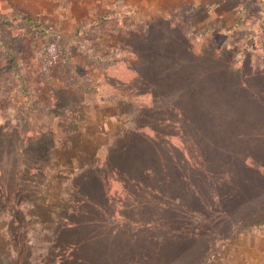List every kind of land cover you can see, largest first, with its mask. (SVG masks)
Segmentation results:
<instances>
[{
  "label": "rangeland",
  "instance_id": "1",
  "mask_svg": "<svg viewBox=\"0 0 264 264\" xmlns=\"http://www.w3.org/2000/svg\"><path fill=\"white\" fill-rule=\"evenodd\" d=\"M0 264H264L263 0H0Z\"/></svg>",
  "mask_w": 264,
  "mask_h": 264
},
{
  "label": "trees",
  "instance_id": "2",
  "mask_svg": "<svg viewBox=\"0 0 264 264\" xmlns=\"http://www.w3.org/2000/svg\"><path fill=\"white\" fill-rule=\"evenodd\" d=\"M263 2H264V0H263ZM108 15L111 16L112 14H111V13H108ZM24 17L28 20V22H29L31 25H39L40 22H41L38 18H36V17H32V16H31L30 14H28V13H24ZM75 73H76V75H78V79H79L80 83L82 84V85H79V84L77 83V85L82 86V87L84 88L85 86H84V83H83L82 80H84V79H86V78H84V76H82V75L80 74V72H79V70H78L77 67H76V69H75ZM249 165H250V166H254V168H255L256 163H249Z\"/></svg>",
  "mask_w": 264,
  "mask_h": 264
}]
</instances>
